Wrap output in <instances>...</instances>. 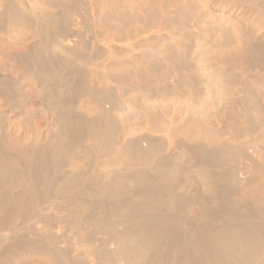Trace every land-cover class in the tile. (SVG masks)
Returning <instances> with one entry per match:
<instances>
[{
  "label": "bare ground",
  "instance_id": "6f19581e",
  "mask_svg": "<svg viewBox=\"0 0 264 264\" xmlns=\"http://www.w3.org/2000/svg\"><path fill=\"white\" fill-rule=\"evenodd\" d=\"M0 264H264V0H0Z\"/></svg>",
  "mask_w": 264,
  "mask_h": 264
},
{
  "label": "rangeland",
  "instance_id": "374dc122",
  "mask_svg": "<svg viewBox=\"0 0 264 264\" xmlns=\"http://www.w3.org/2000/svg\"><path fill=\"white\" fill-rule=\"evenodd\" d=\"M12 118H13V120H11L12 121L11 123L15 124L16 123V117L15 116H12ZM26 124H30V122H26Z\"/></svg>",
  "mask_w": 264,
  "mask_h": 264
}]
</instances>
